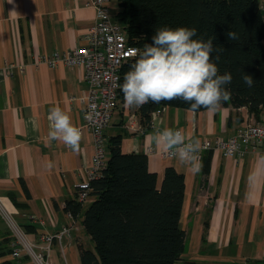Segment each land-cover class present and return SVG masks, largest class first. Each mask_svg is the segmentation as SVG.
I'll list each match as a JSON object with an SVG mask.
<instances>
[{"label": "crops", "instance_id": "0c3cea01", "mask_svg": "<svg viewBox=\"0 0 264 264\" xmlns=\"http://www.w3.org/2000/svg\"><path fill=\"white\" fill-rule=\"evenodd\" d=\"M89 2L0 0V196L11 202L31 239L70 224V235L62 239L68 264H80L81 248L93 249L82 220L94 197L89 195L75 216L65 209L75 199L76 184L86 177L94 154L83 111L88 84L82 67L60 60L34 65L33 59L85 44L83 33L95 19ZM112 3L116 13V0L105 2L109 13ZM53 106L67 112L81 129L78 151L61 141L49 142L48 114ZM249 118L264 123V106L257 117L246 106L222 105L215 112L164 107L146 122L139 107H126L124 99L118 100L104 130L106 159L108 143L118 135L123 152L146 154L158 182L167 166L184 175L180 225L187 236L179 264H264V143L240 157L203 151L202 171L193 175L175 157L155 150L150 135L173 128L202 142L231 135ZM7 236L0 220V239ZM51 257L55 264H64L56 245ZM0 264L31 263L25 256L14 259L7 253L0 256Z\"/></svg>", "mask_w": 264, "mask_h": 264}, {"label": "trees", "instance_id": "16d2710c", "mask_svg": "<svg viewBox=\"0 0 264 264\" xmlns=\"http://www.w3.org/2000/svg\"><path fill=\"white\" fill-rule=\"evenodd\" d=\"M116 2L113 17L122 25L129 44L137 49L143 50L145 44L152 43L157 28L165 26L195 28L194 39L214 38L217 51L212 53L213 62L219 74L231 72L233 77L232 83L225 86L231 98L222 105L246 106L250 114L258 116L264 106V16L258 0ZM229 31L236 33L237 38L229 39ZM136 59L137 54L120 68L118 100L124 99L120 85ZM243 74L253 78L252 87L243 83ZM164 107L191 106L174 99L148 103L139 107V113L149 122L151 114ZM204 109L207 108L194 111ZM120 142L118 135L110 140V155L98 176L90 181L88 197L94 199L83 213L82 224L93 249H80V264H179L187 236L180 225L184 175L167 166L158 182L157 174L148 168L146 154L123 152ZM81 203L75 198L66 203L65 209L75 216ZM9 241L8 231V236L0 239V256L10 254Z\"/></svg>", "mask_w": 264, "mask_h": 264}, {"label": "clouds", "instance_id": "9594fccd", "mask_svg": "<svg viewBox=\"0 0 264 264\" xmlns=\"http://www.w3.org/2000/svg\"><path fill=\"white\" fill-rule=\"evenodd\" d=\"M196 36L197 29L186 26L157 28L152 43L145 44L143 50H136L138 59L124 75L120 87L125 106L143 107L148 103L180 99L189 103L193 111L201 107L210 112L218 111L222 102L231 98L225 86L232 83L233 77L231 72L219 74L213 62L212 53L217 51L214 38L194 39ZM227 37L237 38L231 31ZM242 80L247 87L253 86L250 75L243 74ZM48 120L49 142L61 141L72 151H78L82 131L72 123L70 115L59 106H53L49 109ZM150 140L155 150L172 155L193 175L202 171L198 139L186 137L179 129L163 128L155 130Z\"/></svg>", "mask_w": 264, "mask_h": 264}, {"label": "built area", "instance_id": "2783aa9c", "mask_svg": "<svg viewBox=\"0 0 264 264\" xmlns=\"http://www.w3.org/2000/svg\"><path fill=\"white\" fill-rule=\"evenodd\" d=\"M105 2L106 0L89 2L95 9V19L83 33L85 44L51 58L36 56L33 59L34 65L43 62L53 65L60 60L66 65L79 66L84 70L88 92L84 97L83 111L85 126L92 136L94 154L91 165L86 169V177L76 184L75 198L79 202L87 199L90 181L98 176L104 166L106 160L104 130L109 125L118 103L120 68L127 59L136 55L137 50L135 45L129 44L122 25L110 15ZM260 6L264 8V3ZM162 109H157L154 113H160ZM262 143L264 123L254 122L249 118L244 125L227 137L216 136L202 141L199 155L206 150H215L224 157H240L247 150H256ZM163 155L174 158L170 154ZM15 215L11 202L0 196V217L11 236L12 258L20 259L25 256L31 264H55L51 252L56 245L64 264H68L62 239L70 235V224L62 226L55 233H44L36 239H31Z\"/></svg>", "mask_w": 264, "mask_h": 264}, {"label": "rangeland", "instance_id": "374dc122", "mask_svg": "<svg viewBox=\"0 0 264 264\" xmlns=\"http://www.w3.org/2000/svg\"><path fill=\"white\" fill-rule=\"evenodd\" d=\"M116 10V5L114 3L111 4V8H110V14L113 15L115 13ZM1 222L4 224V226L6 227L3 219L0 217Z\"/></svg>", "mask_w": 264, "mask_h": 264}]
</instances>
